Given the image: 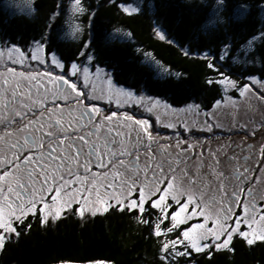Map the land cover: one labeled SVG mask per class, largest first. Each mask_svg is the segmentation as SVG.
<instances>
[{"label":"snow or ice","instance_id":"6c2138e0","mask_svg":"<svg viewBox=\"0 0 264 264\" xmlns=\"http://www.w3.org/2000/svg\"><path fill=\"white\" fill-rule=\"evenodd\" d=\"M71 7L74 14L85 11L81 0H73ZM63 12V4L57 5L52 19ZM155 31L165 39L162 29ZM50 39L42 36L27 50L0 48V250L36 221L44 226L69 215L85 220L113 209L135 213L137 222L149 227L164 264L193 253L211 258L213 250L234 252L236 238L248 246L264 243V143L258 149L244 147L243 141L205 149V140L190 138L195 132L187 122L183 132L176 122L163 123L176 132L162 136L150 122L159 100L116 87L98 65L93 71L95 53L88 51L89 44L79 52L84 61L69 65ZM201 58L219 72L211 62L215 56ZM219 75L208 83L221 85L224 98L203 112L197 130L217 140L216 129L246 139L264 136V113L260 120L242 122L237 119L241 105L228 95L234 90L244 98L245 114L264 110V74H250L244 84ZM227 106L233 111L224 113ZM189 107L200 116L198 105ZM225 115L232 121L227 129Z\"/></svg>","mask_w":264,"mask_h":264},{"label":"trees","instance_id":"16d2710c","mask_svg":"<svg viewBox=\"0 0 264 264\" xmlns=\"http://www.w3.org/2000/svg\"><path fill=\"white\" fill-rule=\"evenodd\" d=\"M81 1L84 28L77 41L63 40L58 34L66 0H32L30 16H7L0 8V40L7 46L11 43L25 48L42 36H50L51 48L69 65L84 59L79 52L89 44L88 51L95 53L94 62L109 71L115 86L164 100L169 107L187 102V106L196 104L203 110L212 108L216 100L224 98L221 85L208 83L209 79L217 80L219 73L239 84L247 81L245 75L264 74V17L260 15L264 0H140L134 12L121 11L111 0ZM59 4H63L64 12L53 20ZM237 7L248 10L238 17L234 12ZM213 13L215 21L209 22ZM116 28L130 39L108 43L106 35ZM156 29L163 30L164 40L156 35ZM258 35L250 53L257 64L231 63L234 52ZM226 49L225 59H220ZM144 53L153 57L155 68L167 72L157 73V69L147 67L142 61ZM205 53L216 57L211 62L219 72L208 68L209 61L201 58ZM96 103L108 107L105 101ZM234 244V252L213 250L211 258L208 253H193L192 257L177 258L174 264H264V243L248 246L236 238ZM160 247L149 227L137 222L135 213L113 209L85 220L69 215L44 226L36 221L30 231L0 250V264H164Z\"/></svg>","mask_w":264,"mask_h":264},{"label":"rangeland","instance_id":"374dc122","mask_svg":"<svg viewBox=\"0 0 264 264\" xmlns=\"http://www.w3.org/2000/svg\"><path fill=\"white\" fill-rule=\"evenodd\" d=\"M31 2H32V0H4L0 3V8L4 12V14L7 16H11L13 14H16V15L17 14H25L27 16H30L33 13V7H32ZM72 2H73V0H66L65 15H63L64 21H63V24L61 25V27H59L58 34L60 37H62L63 40L77 41V40L82 38L84 24L81 21L82 15L73 13L72 7H71ZM81 4H82V1H81ZM140 4H141L140 0H132V1H130L128 3H124L122 5L127 6L131 10L130 12H134L140 7ZM247 10H248L247 7H239V8L237 7V8H235L234 12L238 17H240V16H243L244 13L247 12ZM260 15L262 18L264 17V8H262V7H261ZM213 21H215V14L214 13L210 16V19H209V22H213ZM76 25L80 26L81 30L79 32L74 31V26H76ZM260 34H262V31ZM105 39L108 41V43H110V42H125V41H128L130 39V37L126 32L120 30V28H116V29H113L110 33H108L106 35ZM258 39H259V35L254 36L250 40H248L243 46L240 47L239 50H236L234 52V55L231 58H229L230 62L236 63V64L239 63L242 66H245L246 64H249V63H251L252 65L257 64V62H256L257 60H255L256 58H252L250 56V53H251L252 47L254 46V42L257 41ZM36 41H38V40H36ZM32 43L33 42H31L28 45V47H31ZM1 46H3V48H4V46H7V43H5V41H3V40H0V47ZM145 54L146 53L142 54V61L148 65L147 67L152 68L156 72L157 68H155V66H156L155 60L153 59V57L151 55L146 56ZM147 54H149V53H147ZM223 55H224V59H225V57H226V51L225 50L223 51ZM82 61H84V59ZM97 65L99 66V64H97L96 62H93V65H92L93 70H94L95 66H97ZM99 67L107 70L106 68H104L102 66H99ZM161 69L162 70L157 69V73H166L167 72V70H165L164 68H161ZM107 72L109 74L108 70H107ZM224 75H226V74H224ZM249 75H245V78H247ZM251 75L259 77V75L257 73L256 74L253 73ZM226 76H228V75H226ZM220 78H221L220 75H218L216 77L217 80H219ZM231 79L234 80L233 78H231ZM246 83H248V80L246 81ZM97 84H98V86H101V82L98 81ZM102 86L105 89H107L106 84H103ZM116 87H118V86H116ZM221 88H222L223 93H224V89L222 86H221ZM123 89H125V88H123ZM125 90L129 91L127 89H125ZM131 92H133V91H131ZM133 93H135V92H133ZM233 93H234V90H233V92L230 91L228 93V95L232 96L235 99V96L233 95ZM235 93L239 94L238 92H235ZM139 95H143V94L140 93ZM143 96H145V95H143ZM156 100H158V99H156ZM159 101H160V104L158 105V107L156 109V114L151 116L150 122H155V127L157 128V130L159 131V133L162 136L172 137L174 135V133L176 132L175 128L163 127L162 126L163 123L176 122L177 124H182L183 122H187L189 124V126L193 128V130H197V123L196 122L202 121L204 119V116H203L204 111H202L201 109H200L201 114L199 117H197V116H195V112H196L195 107H189L187 105H182L181 110L177 109L176 107L166 109L164 107V105H167L166 102L164 100H159ZM241 101H243L244 105L247 103L244 100V98L240 97V99L239 98L237 99V103L240 102V104H241ZM113 105H115V104L113 103ZM195 105L193 104L190 106H195ZM112 107L115 108V106H112ZM212 110H214V104H213L212 108H209V110H207V111H212ZM182 111H186L187 115H182V113H181ZM232 111H233V109L231 108V106H227V107L223 108L224 113H229ZM139 113H140V111L138 110L137 115H139ZM262 113H264V110L254 109L252 111H249L247 114H245V111H244V116L243 117L237 116V119H240L242 122L248 120L249 118H252L255 120H260L262 118ZM156 115H159L160 121L155 120ZM145 116H147V114H145ZM178 116H180L181 118ZM222 122H223L225 128H226V126L228 128L230 126V124L232 123L231 119L228 118L227 115H225ZM233 135L236 136L235 134H233ZM184 136L188 137V136H190V134L188 132H186V133H184ZM229 136H231V140H229L228 138L227 139L224 138V139H220V141H218V143L213 142V141L212 142L206 141L205 149H207L208 147H211L214 150L216 147H220V145H222V144H226V143H233L234 144L236 138H234L232 135H229ZM194 137H190V138L192 139ZM242 138L244 139V142H251V143H253V141H255V139H256V142L258 144H260L262 141H264V136H260V135H257L256 137H253L252 139H246L244 137H242ZM164 142L168 143V141H164ZM172 143H174V140L172 141ZM236 143H240L238 141V139L236 140ZM196 150L199 151L200 149L197 147ZM67 264H70V263H67Z\"/></svg>","mask_w":264,"mask_h":264},{"label":"flooded vegetation","instance_id":"af4514ba","mask_svg":"<svg viewBox=\"0 0 264 264\" xmlns=\"http://www.w3.org/2000/svg\"><path fill=\"white\" fill-rule=\"evenodd\" d=\"M10 45H14V44H9V46ZM1 48H3V47H1ZM22 49H24V50H27L28 49V47H25V48H23V47H21ZM244 83H246V82H244ZM243 83V84H244ZM234 96H235V99L237 100L238 98L240 99V96H239V94H233ZM145 97L147 98L148 96L147 95H145ZM187 104V102H185V103H181L180 105H170V107L168 108V109H170V108H177V109H179V110H181V107H182V105H186ZM239 105H241V108H240V112H239V115H238V117H243L244 116V107H243V105H244V103H243V101H241V104H240V102L238 103ZM199 106V105H198ZM202 111H207V110H209V109H207V110H203L202 108H200ZM200 110V111H201ZM182 113V115H187V113H186V111H182L181 112ZM139 115H140V113H139ZM178 117H180V116H178ZM154 118V117H153ZM181 118V117H180ZM155 119V118H154ZM156 120V119H155ZM178 126H180V131H184L183 130V127H182V124H178ZM225 129H227V126H226V128ZM166 131V130H165ZM194 132H195V137L194 138H192V139H194L195 140V138H199V139H201V140H205V141H209V142H216V143H218V141H220V139L219 140H217L215 137H213L212 136V134L211 133H201V132H199L198 130H193ZM215 132H216V136H218V137H220L221 139H224V138H228V136L229 135H232L234 138H236V140L238 139V141L239 142H241V141H243V145L245 146V147H247V145H249V144H252V145H255L256 146V148L258 149V147H259V145L261 144V143H264V141H262L260 144H258L257 142H256V139H255V141H253V143H251V142H244V139L242 138V137H244L242 134L241 135H236V136H234L232 133H229V132H227V131H223V130H220V129H216L215 130ZM184 133H186V132H184ZM242 136V137H241ZM245 138V137H244ZM253 138V137H252ZM252 138H248V139H252ZM236 140H235V143H236ZM234 143V144H235ZM218 147H216L215 149H217ZM214 149V150H215ZM261 204H264V201H261L260 202Z\"/></svg>","mask_w":264,"mask_h":264}]
</instances>
